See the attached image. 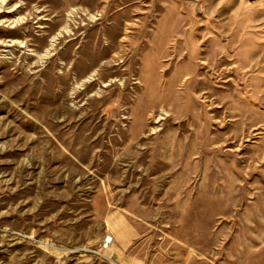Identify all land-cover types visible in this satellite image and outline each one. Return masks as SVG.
<instances>
[{"label": "rangeland", "instance_id": "374dc122", "mask_svg": "<svg viewBox=\"0 0 264 264\" xmlns=\"http://www.w3.org/2000/svg\"><path fill=\"white\" fill-rule=\"evenodd\" d=\"M0 264H264V0H0Z\"/></svg>", "mask_w": 264, "mask_h": 264}]
</instances>
